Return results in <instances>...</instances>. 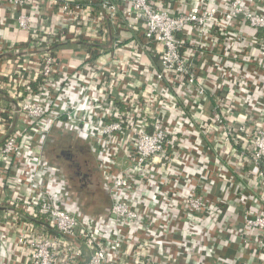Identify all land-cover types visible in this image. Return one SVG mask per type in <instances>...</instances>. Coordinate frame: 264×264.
<instances>
[{"label": "built area", "instance_id": "built-area-1", "mask_svg": "<svg viewBox=\"0 0 264 264\" xmlns=\"http://www.w3.org/2000/svg\"><path fill=\"white\" fill-rule=\"evenodd\" d=\"M0 3L15 11V26L26 34V52L13 60V72L0 70L3 131L13 115L26 126L24 134L0 139V264H264V205L254 208L255 187L264 192V81L258 82L255 66L230 67L227 43L217 59L209 45L218 24L245 23L263 35L256 55L263 65L264 0H227L222 8L194 4L176 14L159 8L158 0ZM42 7L49 10L48 27ZM119 15L127 29L141 27L138 44L115 43L77 66L54 55L58 42L104 41L103 20ZM191 27L192 42L184 38ZM226 34L219 29L217 36ZM232 39L247 59L241 37ZM186 43L193 47L189 54L182 52ZM147 54L158 57L157 71L146 66ZM30 66L37 69L35 89L24 76ZM148 76L142 90L134 79ZM5 94L13 99L10 109L1 106ZM60 101V110H48ZM61 120L98 133L97 162L110 197L105 228L62 206L67 200L57 186L54 193L38 187L27 198L24 185L16 193L3 188L8 165L34 180L37 163L23 161L27 141L43 134L41 122ZM199 133L211 141H197ZM179 134L188 139L186 147L175 141ZM121 151L126 166H119Z\"/></svg>", "mask_w": 264, "mask_h": 264}, {"label": "crops", "instance_id": "crops-1", "mask_svg": "<svg viewBox=\"0 0 264 264\" xmlns=\"http://www.w3.org/2000/svg\"><path fill=\"white\" fill-rule=\"evenodd\" d=\"M89 1L94 6L99 5L98 0H89ZM209 2L215 7L222 8L226 5L227 0H158V7L170 11L172 12V14H176L178 12L183 11L186 8L188 9L194 4L197 5L202 4L204 6L206 3ZM41 10H42L41 14L43 17V22L41 21L42 26L48 27L49 13L47 14V12L49 10L43 7L41 8ZM14 15H15V11H9L8 6L2 5L0 3V45L3 47L5 46L8 47L7 51H3L0 49V70L6 73V76L10 75L11 72H13L14 70L13 60L19 56H22L26 52V44H25L26 34L16 28L15 21L13 19ZM103 21L107 29L106 38L104 39V41L100 42V41L80 38L77 39L76 41H65V42L55 43L53 45V49L57 52L59 61L64 65L77 66L83 63L84 60L88 59L89 56L87 51L88 48H90V51H92V55L96 56V52L100 49L106 51L112 48L113 50L115 43H117L118 46H123L130 41H133L135 45L139 43L138 38L141 27L135 26L133 29L132 28L127 29L124 23V21L127 20L123 21L121 15H119L118 18L113 22L105 19ZM219 29H222L224 32L227 31V34L224 38L217 36ZM234 35L241 37L242 44L240 45V50H241L240 54L246 57L247 59H241V57H239L235 49L238 44L234 42V40L232 39ZM214 37H217L216 40H213ZM262 37H263L262 34H256L254 31L249 29L245 23L236 22L234 19L229 20L224 26H220L218 24L216 27V33L213 35L212 32L210 37V39L212 40L209 41V45L212 48V50L214 52L216 51L214 54H211V56L215 59L219 58L221 54L224 53V44L227 43L225 50L226 53L230 55V59L228 61L230 67L239 68L240 66H243L245 67L244 70H252L251 67L255 66V69L257 70L256 72H258L259 75H261V77L257 78L258 82L264 81V64L261 65L257 61L259 57L258 56L256 57V55L259 53V50L260 49L262 50L263 48ZM184 38L185 40L192 42L194 38H196L195 28L191 27V29H187L186 31H184ZM228 42H231L230 47ZM229 48L231 50L228 52ZM130 50L132 51L133 48ZM117 58L120 61L124 60L123 57L121 56H118ZM146 58H147L146 61H148L146 66H149L148 67L149 70L157 71L159 68L158 57L155 55L147 54ZM225 60L227 61V57H225ZM36 73H37V69L33 66H30L28 71L24 73L25 77L30 78V85L31 84L35 85ZM149 80H150L149 76L145 79L144 78L134 79L136 83H140V87H142V90L143 89L145 90V86H147ZM249 88H250L249 93L253 92L254 87H249ZM12 105H13L12 97H9L7 94H5V97L1 100V106L5 109H10ZM62 107H63V103L62 101H60L54 104L53 106L49 107L48 110L52 113H56ZM205 109L206 112H209L211 110V106L208 104ZM185 113L186 112H183V114ZM11 121H12L11 128H6L4 131H3L4 129L3 125L1 124L0 121V139L5 135L6 136L9 135L13 131H15L20 135L24 134V132L26 131L25 129L26 126L23 124L19 116L13 115ZM39 127L40 130L43 132V134L38 137L37 136L31 137L32 131H36V128L29 133L31 139L27 141L25 156L23 158V161L25 163H31V162L37 163L36 177L34 178L33 181H30L27 179L28 174L26 170H24L25 173H21L20 169H13L11 165H8L7 171L4 174L2 180L3 188H6L8 190V193H16V191L20 189V186L24 185L23 194H21V196L23 197L25 196V198H27L29 196L33 197L34 193L35 194L37 193L38 187L44 188L50 193H54V191L57 192L56 188L59 187L62 189L61 191L62 193L60 194V197L66 199L74 206L76 205L79 208L81 207L80 209H82V211L85 210L84 211L85 214L82 213V215L86 217H91L92 214L89 213H91L92 211H89L88 208H91L96 213L99 212L97 215L94 216L96 217L97 220L103 221L102 225H104L105 228V225L109 222L110 219V218L107 219L110 203L108 204L107 201H103V200L101 201V198L96 193L85 192L84 195L79 193L78 188L70 184L63 173L61 174L59 167H57L58 162L56 161L54 156L52 157V155L48 154V151H53L58 149V147L61 146V144L63 143L64 144L69 143V145H74L76 142H79L81 143L80 145H83L84 147L88 148L89 150L88 157L90 158L94 166H96L98 171V181L103 186L106 198L110 200L109 190L107 186H105V183L108 182V179H106L105 177L103 178L101 174L100 165L97 162L98 159L97 156L99 155V150L97 148L98 146L96 142L99 141L97 135L98 133L95 131L93 127L87 128L88 130L87 132H85L84 127L77 128L62 120L55 122H49V121L41 122ZM64 137L68 141H61ZM200 140L211 141L209 140V138H206L201 134L199 135V137H197V141ZM175 141H178L179 142L178 146L182 148L186 147V145L188 144L187 142L188 139H186V136H182L181 134L178 135V138H176ZM118 162H119V166H126L128 163L126 154L122 151L118 153ZM192 169H196V168L192 167ZM22 181L25 182L21 183ZM88 186L91 187L92 185H88ZM255 190L257 193L254 191L256 193V201H255L256 203L254 204V208L256 211H259L261 206L264 205V194H263L264 192H262L259 189H256V187ZM18 194H20V192H18ZM131 194L132 193L129 194V197L132 196ZM93 195H97V196H93ZM78 207L77 209L79 211L80 209ZM229 213L232 216H235V212L232 211L231 209L229 210ZM231 215L230 218L232 219ZM103 235L108 236L109 234L106 232ZM235 242H237V240H235ZM235 254H236V250H235ZM225 255L232 257L234 253L225 250Z\"/></svg>", "mask_w": 264, "mask_h": 264}, {"label": "flooded vegetation", "instance_id": "flooded-vegetation-1", "mask_svg": "<svg viewBox=\"0 0 264 264\" xmlns=\"http://www.w3.org/2000/svg\"><path fill=\"white\" fill-rule=\"evenodd\" d=\"M80 144L81 143L79 142H76L74 145L63 143L58 147V149H56L57 151H48V154L52 155V157L54 156L58 162L57 167H59L61 174L63 173L68 182L78 188L79 193L84 195L85 192L89 193L90 189L91 193H97V195L101 198V201H107L109 204L110 200L106 198L103 186L98 181L97 168L88 157L89 150ZM88 185L92 186L89 187ZM62 206L68 209H77L78 207L76 205H72L69 201L63 202ZM79 211L84 213L85 210L82 211V209H80ZM91 217L96 218L94 215H91Z\"/></svg>", "mask_w": 264, "mask_h": 264}, {"label": "trees", "instance_id": "trees-1", "mask_svg": "<svg viewBox=\"0 0 264 264\" xmlns=\"http://www.w3.org/2000/svg\"><path fill=\"white\" fill-rule=\"evenodd\" d=\"M81 1H83V2H90L89 0H80V2ZM192 49H193V47L189 44V43H186V44H184V49L182 50V52H186L187 54H189L191 51H192ZM54 50V49H53ZM88 55L89 56H91V58L92 59H96V57H97V53H96V56H93L92 55V51H90V48H88ZM54 55L58 58V54H57V52L54 50ZM69 66H71V65H69ZM31 87L32 88H34L35 89V85H32L31 84ZM181 106V108H185L184 106H183V104L182 105H180ZM182 110V109H181ZM182 111H186V109H184V110H182ZM255 192H256V190H254ZM110 203V202H109ZM95 212V211H94ZM99 212H95V213H91L92 215H97Z\"/></svg>", "mask_w": 264, "mask_h": 264}, {"label": "rangeland", "instance_id": "rangeland-1", "mask_svg": "<svg viewBox=\"0 0 264 264\" xmlns=\"http://www.w3.org/2000/svg\"><path fill=\"white\" fill-rule=\"evenodd\" d=\"M53 139V138H52ZM47 141H49V140H47ZM51 141H53V140H51ZM61 141H67L66 140V138L64 137ZM89 191L91 192V190L89 189ZM97 194V193H96ZM85 196H87V195H85ZM93 196H97V195H93ZM89 209V211H92L91 213H94V211L91 209V208H88Z\"/></svg>", "mask_w": 264, "mask_h": 264}, {"label": "water", "instance_id": "water-1", "mask_svg": "<svg viewBox=\"0 0 264 264\" xmlns=\"http://www.w3.org/2000/svg\"><path fill=\"white\" fill-rule=\"evenodd\" d=\"M113 217V216H112Z\"/></svg>", "mask_w": 264, "mask_h": 264}]
</instances>
